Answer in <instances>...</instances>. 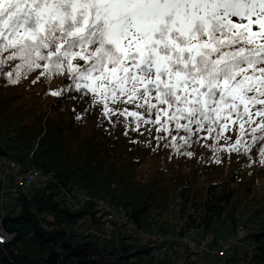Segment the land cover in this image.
Here are the masks:
<instances>
[{
    "label": "trees",
    "instance_id": "16d2710c",
    "mask_svg": "<svg viewBox=\"0 0 264 264\" xmlns=\"http://www.w3.org/2000/svg\"><path fill=\"white\" fill-rule=\"evenodd\" d=\"M40 63L19 72L18 60L0 65V166L46 177L29 187L6 183L2 194L19 209L3 215L14 235L0 243V264H198V253L216 258L205 264H264V140L245 135L240 150L232 151L240 139L232 124L212 133L193 125L190 135L174 122L169 132L139 123L164 143L145 146L129 116L118 148L108 134L118 129L116 116L95 114L91 93L77 91L70 73L49 72L48 61ZM226 229L236 243L225 240L221 251L217 235ZM211 233L214 240L204 249L173 242L165 250L158 243L163 236ZM240 241L247 242L241 253Z\"/></svg>",
    "mask_w": 264,
    "mask_h": 264
},
{
    "label": "snow or ice",
    "instance_id": "6c2138e0",
    "mask_svg": "<svg viewBox=\"0 0 264 264\" xmlns=\"http://www.w3.org/2000/svg\"><path fill=\"white\" fill-rule=\"evenodd\" d=\"M0 52L8 53L0 65L20 61L17 72L40 61L66 70L104 117H134L137 131L152 123L169 132L174 122L191 135L193 125L212 133L232 124L240 132L232 151L245 135L264 140L256 135L264 133V0H0Z\"/></svg>",
    "mask_w": 264,
    "mask_h": 264
},
{
    "label": "rangeland",
    "instance_id": "374dc122",
    "mask_svg": "<svg viewBox=\"0 0 264 264\" xmlns=\"http://www.w3.org/2000/svg\"><path fill=\"white\" fill-rule=\"evenodd\" d=\"M92 95V94H91ZM92 104V110L94 111L95 114H98L100 111H102V106L100 105H97L95 103H90ZM89 104V105H90ZM111 107V105H110ZM124 107H127L128 111L129 112H132V111H137V109L135 108L134 105H131V104H127V105H124ZM139 112L142 114L143 113V109H139ZM116 116V121L120 120V121H125V124L121 125L120 123H117L116 121L114 122L117 126H118V129H108V134H109V137H115L117 138V147L118 148H122L124 143L123 141L125 140V134L128 128V122H127V119L129 116H118V115H114ZM114 116H111L110 119H112ZM137 128V126H136ZM155 129H141V126L139 125V130L137 132L140 133V136H137L136 139L138 141H140L143 145H164V143H157L156 142V132H154ZM40 183H43L42 181H39ZM7 186H10V184H8ZM259 189L260 190H264V181H260L259 183ZM2 196V197H1ZM0 209H2L3 213H7L8 211L10 210H13L15 212L18 211V207L15 205L14 203V200L12 198V196L9 194V193H5V194H2V187L0 186ZM227 230V234H224L225 231H222V230H219L218 231V237L220 239H222V241H225L227 240L228 243H236V235L234 234H230L228 233V229ZM242 235L239 234L238 237H240ZM213 237V234H209V235H206L204 240L209 242V241H213L214 240V237ZM183 238H188V239H194V240H197L199 238H197V236L195 235H186V236H183V237H172V236H163V237H159V241L158 243L159 244H162L164 246V249L166 250V247H168V244H171V243H175L176 241H182V242H186L183 240ZM181 239V240H180ZM202 238H200L201 240ZM247 242H237V246H238V249L240 251V253L243 251V249L247 246L246 245ZM194 258H195V261L198 263V264H205V263H208V262H211L210 260H216V258H212L210 257V255H207L205 253H198L196 255H194ZM218 260V259H217Z\"/></svg>",
    "mask_w": 264,
    "mask_h": 264
},
{
    "label": "built area",
    "instance_id": "2783aa9c",
    "mask_svg": "<svg viewBox=\"0 0 264 264\" xmlns=\"http://www.w3.org/2000/svg\"><path fill=\"white\" fill-rule=\"evenodd\" d=\"M39 181H42V182L46 181V177H44L38 170H29L25 173H17L15 170L11 169L7 165L3 164L0 166V186L2 187V191L5 188L6 183L8 182H11L21 187H29L31 184L39 182ZM3 215L4 213L2 209H0V216H1L0 218V243L1 244L9 241L14 235L13 233L7 231L4 228L3 223H2ZM239 234H241L240 231H239ZM204 239L205 238L201 240L198 239L197 241L194 239L183 238V240L186 242L176 241L175 243H178L184 246H189L191 248L204 249L208 243ZM227 244L228 243L226 241L220 242L221 251L227 250Z\"/></svg>",
    "mask_w": 264,
    "mask_h": 264
},
{
    "label": "water",
    "instance_id": "95a60500",
    "mask_svg": "<svg viewBox=\"0 0 264 264\" xmlns=\"http://www.w3.org/2000/svg\"><path fill=\"white\" fill-rule=\"evenodd\" d=\"M0 218H1V216H0Z\"/></svg>",
    "mask_w": 264,
    "mask_h": 264
}]
</instances>
